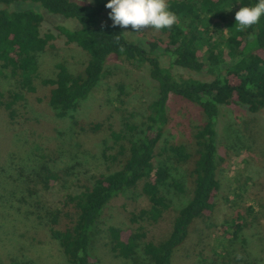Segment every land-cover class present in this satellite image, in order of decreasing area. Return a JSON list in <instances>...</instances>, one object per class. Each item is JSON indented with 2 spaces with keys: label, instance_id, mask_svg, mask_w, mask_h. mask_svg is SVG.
Returning a JSON list of instances; mask_svg holds the SVG:
<instances>
[{
  "label": "trees",
  "instance_id": "1",
  "mask_svg": "<svg viewBox=\"0 0 264 264\" xmlns=\"http://www.w3.org/2000/svg\"><path fill=\"white\" fill-rule=\"evenodd\" d=\"M16 1L39 3L50 13L76 19L80 26L75 30L62 25L55 29L66 43L84 52L85 60L79 68L57 62L52 76L43 77L42 56L53 47L56 35L41 31L43 16L35 10L0 9V67L14 81V89L0 91V106L10 120L17 117L25 95L37 92L39 82L49 87L47 101L54 114L59 118L71 116L105 77L112 57L143 69L157 87L142 125L126 118L119 130L109 127L112 141L102 155L107 171L76 194L64 196L61 204L70 207V221L58 227L56 212L60 210L54 212L51 238L58 242L69 264H98L92 247L100 215L114 196L140 188L150 206L131 213L128 228L106 227L109 250L122 259L121 264H175V255L188 241L192 226L211 218L217 208L221 188L217 160L220 106H243L251 113L264 109V16L245 30L235 21V13L242 6L250 7L257 0H167L177 22L171 29H161L162 38L142 46L129 40L120 26L100 22L109 10L107 0L89 4L76 0H0V4ZM164 54L173 66L206 73L212 79L175 74L164 65ZM118 87L123 91L122 84ZM171 95L195 106L201 118L187 130L186 140L162 145L171 123L167 108ZM75 125L85 132L102 129L100 123H89L86 128L84 121L76 120ZM183 166L184 182L176 176ZM49 179L53 182L57 178L51 175ZM185 182L191 196L177 211L167 237L145 241L143 223L157 220L170 206V190L185 192ZM247 209L253 212L252 207ZM232 221V235L236 237L244 220L238 213Z\"/></svg>",
  "mask_w": 264,
  "mask_h": 264
},
{
  "label": "rangeland",
  "instance_id": "2",
  "mask_svg": "<svg viewBox=\"0 0 264 264\" xmlns=\"http://www.w3.org/2000/svg\"><path fill=\"white\" fill-rule=\"evenodd\" d=\"M76 1L89 4L93 0ZM0 9L35 10L43 16L41 31L56 35L53 47L42 56L43 77L52 76L57 62L78 68L84 62V52L66 43L55 29L62 25L75 30L80 26L76 19L50 13L31 1L0 4ZM110 11L104 12L100 22L112 23ZM122 29L129 40L141 46L163 37L161 30L152 28L135 32L129 25ZM161 58L177 75L212 79L209 74L173 66L166 54ZM119 84L124 86L123 91ZM13 87L8 71L0 67V91ZM48 90V86L37 83V92L25 95L13 121L0 106V264H69L58 242L50 236L53 213L60 210L56 212L60 228L70 221L72 212L69 206L62 207V200L107 171L102 155L112 141L109 127L119 130L126 118L142 125L146 108L157 95L156 82L143 69L113 57L108 60L105 77L71 116L59 118L54 114L47 101ZM167 108L171 123L162 145L165 141L186 140L187 130L201 118L195 106L175 95L169 98ZM219 109L217 160L221 188L217 208L211 218L198 220L192 226L188 241L175 255V264H264V109L251 113L234 104ZM76 120L84 121L86 128L89 123H100L102 129L82 131L75 125ZM184 169L183 166L176 175L183 182ZM51 175L57 178L53 182ZM184 188L185 192L171 189L167 195L169 208L157 220L143 223L145 241L167 237L177 211L191 196L186 182ZM149 206L140 188L126 190L108 202L94 228L92 254L98 264L122 263L109 250L106 227L128 228L131 213ZM238 213L244 224L233 237L231 223Z\"/></svg>",
  "mask_w": 264,
  "mask_h": 264
},
{
  "label": "clouds",
  "instance_id": "3",
  "mask_svg": "<svg viewBox=\"0 0 264 264\" xmlns=\"http://www.w3.org/2000/svg\"><path fill=\"white\" fill-rule=\"evenodd\" d=\"M105 7L111 10L108 15L113 27L127 28L130 25L135 32L145 28L171 29L177 22L167 0H107ZM262 16L264 0H257L250 7L242 6L235 13V21L241 30H245L258 24Z\"/></svg>",
  "mask_w": 264,
  "mask_h": 264
}]
</instances>
